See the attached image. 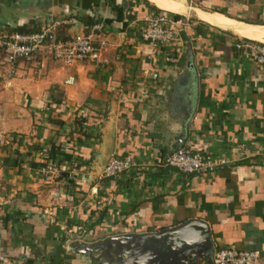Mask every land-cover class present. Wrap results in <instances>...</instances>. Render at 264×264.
I'll use <instances>...</instances> for the list:
<instances>
[{"label": "crops", "instance_id": "obj_1", "mask_svg": "<svg viewBox=\"0 0 264 264\" xmlns=\"http://www.w3.org/2000/svg\"><path fill=\"white\" fill-rule=\"evenodd\" d=\"M163 11L189 18L171 48L141 36L144 18ZM66 17L77 23L51 39L101 24L104 62L67 66L44 52L12 72L0 48L3 264H92L74 241L188 219L209 224L216 249L258 250L264 264V66L234 46L264 43V0H0V34ZM223 23L254 26L252 36ZM183 146L228 162L194 174L167 166ZM111 156L139 168L103 179ZM47 159L50 179L40 174Z\"/></svg>", "mask_w": 264, "mask_h": 264}, {"label": "built area", "instance_id": "obj_2", "mask_svg": "<svg viewBox=\"0 0 264 264\" xmlns=\"http://www.w3.org/2000/svg\"><path fill=\"white\" fill-rule=\"evenodd\" d=\"M193 4L196 0H187ZM77 19L66 17L51 22L36 32H10L0 34V48L5 53L6 60L12 67L20 61H30L37 54L47 52L54 60L71 66L77 62H92L100 64L105 61L102 56V44L97 43V33L102 30L101 24H94L89 33H79L67 39H50L49 35L61 25L76 24ZM189 25V18L176 17L163 11L150 14L144 18L141 30L142 38L154 47L171 48L180 37V33ZM235 48L242 56L257 66H264V43L239 38ZM167 60L176 62L177 58L169 55ZM42 149L40 154H46ZM227 160L216 159L209 153H201L191 147L183 146L170 153L166 159L167 166L181 172L194 174L199 172H212L227 164ZM139 168V163L130 156H113L101 173V178L113 180L118 176ZM57 172L54 161L47 159L40 167V174L50 179ZM6 256L0 253V264L5 263ZM260 252L258 250H240L235 247L218 248L215 250L212 264H259Z\"/></svg>", "mask_w": 264, "mask_h": 264}, {"label": "water", "instance_id": "obj_3", "mask_svg": "<svg viewBox=\"0 0 264 264\" xmlns=\"http://www.w3.org/2000/svg\"><path fill=\"white\" fill-rule=\"evenodd\" d=\"M71 249L97 264L108 263L99 258L105 254L115 256L113 264H196L213 263L216 244L207 222L188 219L153 232L110 235L95 242L78 239Z\"/></svg>", "mask_w": 264, "mask_h": 264}, {"label": "bare ground", "instance_id": "obj_4", "mask_svg": "<svg viewBox=\"0 0 264 264\" xmlns=\"http://www.w3.org/2000/svg\"><path fill=\"white\" fill-rule=\"evenodd\" d=\"M223 26L227 27V28H231L232 30H234L235 32L242 34V35H251L252 36V31L249 28H254V26H248V25H244V24H228V23H223ZM256 37H257V32H256ZM260 37V35L258 34V38Z\"/></svg>", "mask_w": 264, "mask_h": 264}, {"label": "flooded vegetation", "instance_id": "obj_5", "mask_svg": "<svg viewBox=\"0 0 264 264\" xmlns=\"http://www.w3.org/2000/svg\"><path fill=\"white\" fill-rule=\"evenodd\" d=\"M114 255L113 256H108V255H102L101 257H99L100 258V260L101 261H106V262H108L107 264H113L112 263V260L114 259ZM89 259H87V261H88ZM92 264H97V263H95L94 261H92Z\"/></svg>", "mask_w": 264, "mask_h": 264}, {"label": "trees", "instance_id": "obj_6", "mask_svg": "<svg viewBox=\"0 0 264 264\" xmlns=\"http://www.w3.org/2000/svg\"><path fill=\"white\" fill-rule=\"evenodd\" d=\"M38 31H39V30H38ZM19 32H24V33H26V32H36V30L31 31V30H27V29H24V28H20V29H19ZM101 219H102V218H100V221H101Z\"/></svg>", "mask_w": 264, "mask_h": 264}, {"label": "rangeland", "instance_id": "obj_7", "mask_svg": "<svg viewBox=\"0 0 264 264\" xmlns=\"http://www.w3.org/2000/svg\"><path fill=\"white\" fill-rule=\"evenodd\" d=\"M80 257H81V258L83 257L82 259H86V258L88 259V257H84V256H81V255H80ZM196 264H198V263H196Z\"/></svg>", "mask_w": 264, "mask_h": 264}]
</instances>
